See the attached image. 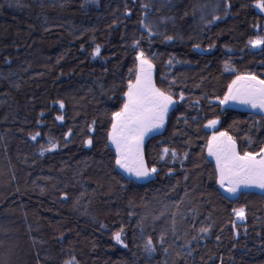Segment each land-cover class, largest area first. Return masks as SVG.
<instances>
[{"label":"trees","instance_id":"1","mask_svg":"<svg viewBox=\"0 0 264 264\" xmlns=\"http://www.w3.org/2000/svg\"><path fill=\"white\" fill-rule=\"evenodd\" d=\"M255 3L0 0V161L8 179L0 214L16 212L30 264L73 256L78 264H264V195L218 191L206 152L220 132L240 154L264 147V116L218 104L237 75L264 79V45L249 44L264 37ZM138 51L153 63L156 87L176 101L164 129L142 145L146 165L157 169L145 183L116 168L107 139L135 82ZM241 207L239 223L233 209ZM121 229L118 244L112 237Z\"/></svg>","mask_w":264,"mask_h":264},{"label":"snow or ice","instance_id":"2","mask_svg":"<svg viewBox=\"0 0 264 264\" xmlns=\"http://www.w3.org/2000/svg\"><path fill=\"white\" fill-rule=\"evenodd\" d=\"M254 7L264 12V0H256ZM225 12L227 13V7ZM141 23L143 24V21ZM148 34L153 35L150 29ZM167 39L171 40L172 37ZM249 44L253 48L264 45V37L250 40ZM138 46L139 41L133 44V48ZM99 53L100 48L97 47L92 55L97 56ZM135 59L137 61L135 82L129 79L127 91L124 92L123 106L119 111L112 113L111 129L107 133L108 141L115 148V165L127 173L130 180L131 178L146 179L157 173L155 167L149 168L146 165L142 145L149 132L164 126L170 107L176 103L170 93L156 87L153 81V63L149 57L143 51H138ZM180 99H184L183 95ZM230 100L264 112V79L258 80L254 75H237L219 103L227 104ZM60 108H64L62 102ZM56 119L63 120V116H57ZM216 124V120H209L206 127H215ZM32 139L35 140L36 136ZM85 144L91 146L92 140L85 141ZM54 148L55 144L49 141L46 150L52 151ZM207 151L216 162V183L225 192L235 196L242 188H258L261 190V195H264V147L255 154L249 151L240 154L232 137L226 132H220L209 139ZM163 153L167 155L169 149L164 148ZM176 155L175 151L171 152L173 159ZM161 159H164V156H161ZM233 213L239 220L245 219V208L233 209ZM207 231V228L201 229V232ZM122 232L123 229L113 234L112 238L118 244H123ZM163 239L162 236L161 241ZM144 251L148 254L155 251L152 239L149 238L145 242ZM64 264H78V262L73 256Z\"/></svg>","mask_w":264,"mask_h":264},{"label":"rangeland","instance_id":"3","mask_svg":"<svg viewBox=\"0 0 264 264\" xmlns=\"http://www.w3.org/2000/svg\"><path fill=\"white\" fill-rule=\"evenodd\" d=\"M88 1L90 2L92 0H88ZM260 47L261 46L256 47V48L252 47V48L255 50H258V49H260ZM34 53H35V48L34 49L32 48V54H34ZM257 79L260 80L259 78H257ZM218 104L221 106L222 109L231 108V109H237L240 111L250 112V113H254V114L264 116V112H261L259 109L254 110L250 106L240 104L236 101L230 100L227 104H220L218 101ZM172 107H173V105L170 107V109ZM164 126H165V124H164ZM164 126L160 129L153 130V131L149 132L145 136L144 140L146 138L152 136V135L160 133L164 129ZM218 134H215V135H218ZM213 135L214 134H212L210 136V138ZM109 145L115 152V148L110 144V142H109ZM207 146H208V144H207ZM206 152H207V157L210 160H212L216 166L215 159L208 155L207 149H206ZM115 154H116V152H115ZM2 164H3L2 161H0V203H2L4 198L8 195L7 194L5 196L6 191L8 189V179L6 177V174L4 172V166ZM116 168L123 175H125L127 178H129L128 174L125 173L122 169H119L117 166H116ZM155 174H153L151 177L146 178V179L137 180L135 178H131V180L138 182V183H145L149 180H152L155 177ZM23 177L24 176L21 177V181H22ZM98 181H99V183L104 184L102 178H99ZM216 187H217L218 191H220L221 193H223L225 196H227L230 199H234L240 192H256L258 194H261V190L258 188H252V189H243L242 188L237 192V194L235 196H233V195L225 192L222 188H220L217 183H216ZM9 205L10 204L8 202V206ZM41 211H44V209L41 208ZM0 215H1L0 216V264H30V259L28 256V249L23 242L22 235H20V232H19L20 227L18 224L16 212L15 213L10 212V209H8V211H4ZM235 218H236V221L239 223H242L244 221V220L243 221L239 220L236 216H235Z\"/></svg>","mask_w":264,"mask_h":264}]
</instances>
